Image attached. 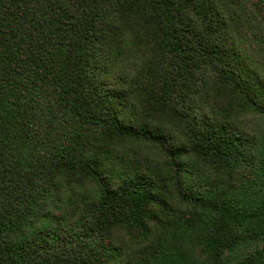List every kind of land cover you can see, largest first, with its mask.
Listing matches in <instances>:
<instances>
[{"label": "trees", "instance_id": "trees-1", "mask_svg": "<svg viewBox=\"0 0 264 264\" xmlns=\"http://www.w3.org/2000/svg\"><path fill=\"white\" fill-rule=\"evenodd\" d=\"M0 264H264V0H0Z\"/></svg>", "mask_w": 264, "mask_h": 264}, {"label": "snow or ice", "instance_id": "snow-or-ice-1", "mask_svg": "<svg viewBox=\"0 0 264 264\" xmlns=\"http://www.w3.org/2000/svg\"><path fill=\"white\" fill-rule=\"evenodd\" d=\"M158 135L162 138L161 139V144L164 145V147L171 151L173 147V142L171 141L170 137L168 136L167 133L165 132H160Z\"/></svg>", "mask_w": 264, "mask_h": 264}]
</instances>
